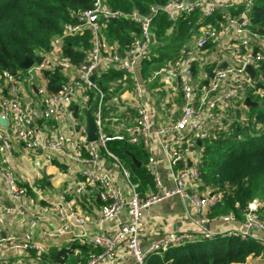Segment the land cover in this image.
I'll use <instances>...</instances> for the list:
<instances>
[{"label":"built area","instance_id":"built-area-1","mask_svg":"<svg viewBox=\"0 0 264 264\" xmlns=\"http://www.w3.org/2000/svg\"><path fill=\"white\" fill-rule=\"evenodd\" d=\"M231 6L243 9L235 15L225 12L224 19L217 22L219 26L204 23V17L224 12ZM254 6L255 0H167L162 6H153L151 12L144 15L137 10L125 13L109 7L105 0H95L92 8L77 11V22L63 24V34L52 39L40 59L32 60L28 68L16 73H0V114L8 120V126H1L0 131V180L10 196L20 201L27 195L11 164L13 136L26 151H42L48 161L59 158L70 167L75 163L90 165L82 169V180L76 184L75 190L82 193L87 186L97 187L101 201L100 222L118 218L128 207L130 220H121L112 234L100 232L82 239V242L102 248L101 255H92L87 264H95L104 255L112 256L117 245L125 239L134 264H147V256L151 253L213 234H235L264 244V218L260 211L264 199L260 197L249 204L243 220H238L232 213L221 215L219 219L228 226L222 231L210 230L207 213L221 199V193L203 181L201 171L206 141L230 131L237 122L246 121L247 115L242 114L249 110L247 98L257 103L256 97L264 96V86H261L264 81L261 72L264 35L252 29L250 10ZM159 11L172 21L199 11L201 17L197 23L201 24L185 43L179 57L144 76L143 64L151 59L155 41L153 19ZM118 19H129L140 26L139 34L133 35L131 44L124 51L117 44L109 43L103 30L107 21ZM85 29L92 32V47L81 63L73 64L64 53L63 37L79 34ZM213 47L223 54L208 62L214 65L211 74L205 72L196 76L194 63L199 65L202 55L208 54ZM249 65L256 72L255 78L246 70ZM109 68L126 73L130 84L126 78L119 79L104 89L96 78ZM56 70L67 80L58 90L51 91L44 72ZM126 89H132L133 97L123 96ZM164 89L168 97L162 106L168 107L169 118L158 124L150 95L155 90ZM74 105L80 106L78 115ZM92 105L97 139L88 141L82 109H89ZM123 108L132 109L134 116L128 113L121 117ZM60 116L67 121L70 133L62 127L51 129L49 122ZM165 137L169 138L168 141L164 140ZM155 138L169 161L173 186L167 187L162 181L152 154L147 168L158 190L142 196L132 180L130 169L108 150L107 143L111 140L142 143L151 151ZM102 151L122 172L125 187L118 186L110 172L98 167ZM174 195L192 204L201 233H170L153 239L149 247L143 249L138 232L143 209ZM0 209V224L5 222L6 215L17 212L16 205H6L2 199ZM53 211L63 215L62 205L55 202L43 206L34 216L43 219ZM72 216L77 223L85 222L82 216L75 213ZM65 229L57 227L51 234ZM4 246L44 250L34 245L30 232L9 239L0 234V248Z\"/></svg>","mask_w":264,"mask_h":264},{"label":"trees","instance_id":"trees-1","mask_svg":"<svg viewBox=\"0 0 264 264\" xmlns=\"http://www.w3.org/2000/svg\"><path fill=\"white\" fill-rule=\"evenodd\" d=\"M94 1L0 0V73H16L24 69L20 67V63L26 59H40L52 39L63 34V24L76 23V12L92 8ZM105 2L109 7L125 13L137 10L147 15L153 6H162L167 0ZM255 5L260 7V10H250L252 29L264 35V0H255ZM242 9L241 6H231L224 12L204 17L203 21L219 26L217 22L224 19L225 12L235 15ZM200 17L199 11L180 16L176 21L169 20L163 11L155 15L153 25L158 43L152 47L151 59L144 61V76L150 74V67L154 64L162 65L166 60L181 54L185 42H188L200 26L201 23H197ZM103 30L109 43L117 44L120 50L124 51L131 44L133 35L139 34L140 26L129 19H118L107 21ZM63 41L64 53L72 59L73 64H79L84 60L87 50L92 47V32L85 29L76 35H65ZM213 67V64L205 65V72L211 74ZM193 71L197 76L198 66L195 63ZM261 72L264 75V65ZM44 76L51 91L58 90L67 80L58 70L45 71ZM125 78L130 81L126 73L109 68L96 79L104 89H108L110 82ZM261 84L264 86V81ZM256 101L257 105H249L246 121L237 122L230 131L221 133L205 143L202 178L206 184L216 187L221 193V199L208 210L210 222L230 213L238 220H243L249 204L264 193V96L256 97ZM73 107L78 115L80 106ZM107 148L125 161L142 196L157 192L147 168L149 152L142 143L111 140L108 141ZM131 155L141 163L140 166L132 160ZM52 163L65 169V166L56 160ZM260 211H264V206ZM76 249L86 254L84 258L79 259L82 263H86L96 251L88 242L74 241L68 247L51 251L48 256L57 262H64L68 258L76 260L73 255ZM249 257H256L259 259L257 264H264V244L235 234H213L151 253L147 256V264H249Z\"/></svg>","mask_w":264,"mask_h":264},{"label":"crops","instance_id":"crops-1","mask_svg":"<svg viewBox=\"0 0 264 264\" xmlns=\"http://www.w3.org/2000/svg\"><path fill=\"white\" fill-rule=\"evenodd\" d=\"M164 90L160 92L155 90L150 95L151 103L155 107V116L158 124H163L169 118L168 107L162 106L168 97L167 90ZM123 92L125 98L133 97L132 89H126ZM128 113L131 116L135 114L132 109L123 108L120 116L125 117ZM63 118L64 116H60L51 120L49 122L51 129L62 127L65 132L70 133L68 123ZM83 120L82 118V123ZM168 139V137L164 138L165 141H168ZM11 140L13 148L12 168L19 185L26 189L27 195L20 201L13 199L4 183L0 180V199L6 205L17 206V212L14 215H6L5 222L0 224V234L4 238L9 239L23 236L30 232L33 236L34 245L42 247L44 250L40 252L35 247L17 249L4 246L0 248V264H87L90 259L86 263L79 261L80 258H84L86 255L80 249H76L73 254L76 260L68 258L64 262H57L53 261L48 255H50L51 251L68 247L74 241L82 242V239H88L94 233L112 234L118 228L121 220H130L128 207L122 210L118 218L100 222L101 201L97 187L87 186L82 193H77L75 190L76 184L82 180V169L87 166L90 167V165L75 163L70 167L69 163L59 158L48 161L42 151L28 152L23 144L13 136ZM146 149L149 152V157L153 154L164 184L167 187H172L170 164L161 151L159 141L155 138L152 143V150ZM15 158L22 160V172L18 173L16 171L14 167ZM53 160L63 164L65 169L53 164ZM98 167L102 171L110 172L118 186L125 187L122 172L113 165L112 160L103 151ZM42 171H45L47 175L44 176ZM55 202L62 205L63 215L53 211L43 219L35 218L34 215L43 206ZM72 213L82 216L85 222L77 223ZM196 218L197 214L192 204L179 195L171 196L144 208L138 224L142 248L147 249L153 239L170 233H201L200 228L196 225ZM227 226L228 224L223 223L219 218L212 220L209 224V228L212 231H222ZM57 227H66V229L63 232H55L52 235V231ZM93 248L96 251L90 257L92 255H101L102 248L94 246ZM95 264H134L128 241L126 239L123 240L117 245L112 256L104 255Z\"/></svg>","mask_w":264,"mask_h":264},{"label":"water","instance_id":"water-1","mask_svg":"<svg viewBox=\"0 0 264 264\" xmlns=\"http://www.w3.org/2000/svg\"><path fill=\"white\" fill-rule=\"evenodd\" d=\"M253 9L260 10V7L254 6ZM32 62L33 61L31 59H26L25 61L20 63V67L28 68L32 64ZM246 70L252 78L256 77V72L252 66L250 65L247 66ZM246 103L248 105H257V103L250 100V98L246 99ZM93 107L94 105H92L89 109H86V108L82 109L86 117V132H87L88 141H95L97 139L96 126L94 124V119H93ZM0 126L2 127L8 126V120L5 117H3L1 114H0ZM131 158L138 166H140L141 163L136 158H134L132 155H131ZM42 174L44 176L47 175L45 171H42Z\"/></svg>","mask_w":264,"mask_h":264},{"label":"rangeland","instance_id":"rangeland-1","mask_svg":"<svg viewBox=\"0 0 264 264\" xmlns=\"http://www.w3.org/2000/svg\"><path fill=\"white\" fill-rule=\"evenodd\" d=\"M190 40V39H189ZM188 40V41H189ZM156 39H155V41H154V45H156ZM158 43V42H157ZM186 43V42H185ZM213 51V52H212ZM214 53V54H213ZM221 54H223V53H221V52H219V51H215V47H213L211 50H210V52H208V54H205V55H202V57H201V61H200V64L199 65H197L198 66V76H200V75H204L205 74V69H204V67H205V65H207L208 64V62L209 61H213V59H215V57H219L218 55H221ZM201 56V55H200ZM179 57V56H178ZM177 58V57H176ZM175 59V58H174ZM174 59H169V60H166L165 62H164V64H162V65H159L158 63H156V64H154L153 66H151L150 67V71H149V73H153V72H155L156 70H159V69H161V68H163V67H165L170 61H172V60H174ZM159 65V66H158ZM128 84H130V81H128ZM260 108H256V110H259ZM244 117H246V115H247V113H246V111L244 112L243 111V114H242ZM19 157V156H18ZM15 165H14V167H15V169H16V171L19 173V172H22V160L20 159V158H15ZM260 197V199H264V193L261 195V196H259ZM262 217L264 218V211H262ZM259 262V259L258 258H256V257H249V259H248V263L249 264H257Z\"/></svg>","mask_w":264,"mask_h":264}]
</instances>
